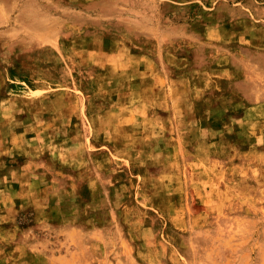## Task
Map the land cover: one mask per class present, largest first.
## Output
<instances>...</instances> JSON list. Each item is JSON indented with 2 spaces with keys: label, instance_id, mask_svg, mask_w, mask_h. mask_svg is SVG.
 Listing matches in <instances>:
<instances>
[{
  "label": "rangeland",
  "instance_id": "374dc122",
  "mask_svg": "<svg viewBox=\"0 0 264 264\" xmlns=\"http://www.w3.org/2000/svg\"><path fill=\"white\" fill-rule=\"evenodd\" d=\"M1 135L0 264H264V0H0Z\"/></svg>",
  "mask_w": 264,
  "mask_h": 264
},
{
  "label": "crops",
  "instance_id": "0c3cea01",
  "mask_svg": "<svg viewBox=\"0 0 264 264\" xmlns=\"http://www.w3.org/2000/svg\"><path fill=\"white\" fill-rule=\"evenodd\" d=\"M1 134H3V133H1ZM19 135H21V131L19 132ZM0 138L3 139V138H5V136L1 135Z\"/></svg>",
  "mask_w": 264,
  "mask_h": 264
}]
</instances>
